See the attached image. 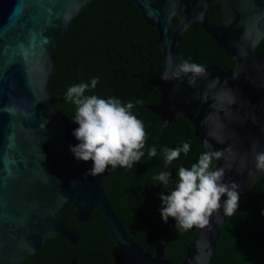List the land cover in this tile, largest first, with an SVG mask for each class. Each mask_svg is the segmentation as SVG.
I'll list each match as a JSON object with an SVG mask.
<instances>
[{
  "label": "water",
  "instance_id": "water-1",
  "mask_svg": "<svg viewBox=\"0 0 264 264\" xmlns=\"http://www.w3.org/2000/svg\"><path fill=\"white\" fill-rule=\"evenodd\" d=\"M89 1L0 0V264L21 263L56 235L75 244L79 232L59 213L67 202L80 222L91 211L102 215L116 264H209L226 216L222 209L197 227L181 261L172 262L164 257L161 242L151 253L132 239L99 175H82L91 162L74 159L69 150L72 143L49 99L47 81L54 71V44ZM131 1L156 31L162 53L159 98L148 108L164 126L185 117L204 149L222 151L215 163L243 193L262 174L253 157L264 150V59L256 50L264 38V0ZM214 3L219 20L207 11ZM193 20L233 63L227 69L206 65L210 75L192 85L186 78L162 79L169 59L172 65L179 62L177 44ZM213 77L219 81L208 87Z\"/></svg>",
  "mask_w": 264,
  "mask_h": 264
},
{
  "label": "trees",
  "instance_id": "trees-1",
  "mask_svg": "<svg viewBox=\"0 0 264 264\" xmlns=\"http://www.w3.org/2000/svg\"><path fill=\"white\" fill-rule=\"evenodd\" d=\"M207 11L212 19H220L218 4L208 5ZM156 39V31L145 22L131 0H91L71 19L65 33L54 44V71L49 75L47 86L49 99L65 122L66 137L72 144L77 142L72 135L76 124L69 117L74 114L75 105L63 97L70 84L81 80L90 82L91 77L98 75L100 80L95 88L86 90L89 93L116 95L123 101L136 98L144 101L135 105L133 111L145 124V156L133 168L118 167L98 175L105 195L132 239L151 253L155 243L161 242L164 257L178 263L195 237L197 226L180 232L175 229L173 218L169 217L167 222L161 219L159 192L165 189L152 185L157 183L153 176L165 167L161 155L163 146L176 147L184 140L191 141L189 153H181L168 166L173 175L180 163L190 166L205 149L185 117L177 116L164 126L148 108L159 98L156 79L162 66V53ZM177 48L180 60L191 58L205 65L216 63L224 69L233 63L194 20L181 34ZM256 50L264 59V38ZM153 144L157 155L148 157L147 148ZM262 208L264 173L240 193L237 210L225 216L209 264H264ZM62 213L70 217L68 223L79 232L77 243L73 245L60 235L47 238L40 251L19 264H71L73 259L75 264H116L111 254L113 242L106 234L99 212L91 211L90 217L80 222L73 214V205L67 202Z\"/></svg>",
  "mask_w": 264,
  "mask_h": 264
},
{
  "label": "clouds",
  "instance_id": "clouds-1",
  "mask_svg": "<svg viewBox=\"0 0 264 264\" xmlns=\"http://www.w3.org/2000/svg\"><path fill=\"white\" fill-rule=\"evenodd\" d=\"M207 75L210 73L204 63L184 58L175 65L169 59L168 70L161 78H186L187 83L192 85ZM99 80L100 77L96 75L90 78V82L81 80L72 83L63 93L64 100L75 105L74 114L69 118L76 124L72 135L77 142L70 144L69 150L74 159L91 161L83 176L97 175L105 170L113 171L118 167L127 170L145 156V124L133 111L135 105L143 104L144 101L141 98L123 101L116 95L105 97L86 91L95 88ZM217 81L219 77H213L208 87L214 86ZM206 98L201 96V99ZM4 109L14 110L8 106H4ZM190 147V140H184L176 147L163 146L161 155L165 167L154 174L153 180L157 183L152 184L165 189L159 192L161 206L158 211L161 219L167 222L169 217L173 218L174 227L180 232L193 226L207 225L211 214L217 210L222 209L224 215L230 216L237 210L240 200L238 183L234 180L226 181L225 168L215 163L223 154L221 150L207 147L190 166L180 163L173 175L168 166L181 153L187 155ZM156 155V145L148 146L147 156ZM253 159L255 169L264 173V150L255 151ZM75 182L73 180L70 183L74 185ZM261 214H264V208Z\"/></svg>",
  "mask_w": 264,
  "mask_h": 264
},
{
  "label": "flooded vegetation",
  "instance_id": "flooded-vegetation-1",
  "mask_svg": "<svg viewBox=\"0 0 264 264\" xmlns=\"http://www.w3.org/2000/svg\"><path fill=\"white\" fill-rule=\"evenodd\" d=\"M214 4H216V3H214ZM69 203H70V202H69ZM65 207H66V204H65ZM65 207H64V208H65ZM64 208H63V209H64ZM63 209H62V210H63ZM62 210H59V213H62ZM63 214H64V213H63ZM73 214H74V212H73ZM65 216H66V215H65ZM66 217L68 218L67 224H69L68 222H69L70 217H69V216H66ZM69 225H70V224H69ZM73 228H74V227H73ZM78 239H79V238H78ZM76 243H77V242H76ZM76 243H75V244H76ZM75 244H73V245H75ZM41 246H42V245H41ZM41 249H42V248H41ZM41 249H40V250H41ZM40 250H38V251H40ZM34 253H35V252H34ZM32 254H33V253H32ZM29 255H30V254H29ZM29 255H28V256H29ZM28 256H27V257H28ZM27 257H26V258H27ZM23 260H24V259H23ZM23 260H22V261H23ZM71 264H75V259H73V260L71 261Z\"/></svg>",
  "mask_w": 264,
  "mask_h": 264
}]
</instances>
